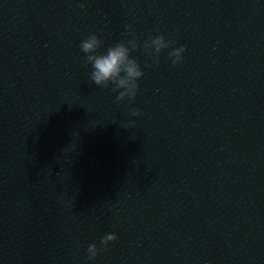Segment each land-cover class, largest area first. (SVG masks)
Listing matches in <instances>:
<instances>
[{
    "label": "clouds",
    "instance_id": "9594fccd",
    "mask_svg": "<svg viewBox=\"0 0 264 264\" xmlns=\"http://www.w3.org/2000/svg\"><path fill=\"white\" fill-rule=\"evenodd\" d=\"M81 9H85L84 3L79 4ZM129 30V34L132 39L126 42H120L107 49L106 53H98L99 48L102 45V41L96 34L88 36L80 43L82 52L86 54L85 63L92 65V72L90 79L95 85L103 88H108L110 84H114L113 91H119L116 97V102L119 103L127 98L130 102L137 95L139 89L138 81L143 77L144 73L140 69L138 61L131 57L130 53L140 47L138 39L135 36L132 25H126ZM173 41L167 39L164 35L151 36L144 42L143 49L146 56L159 63V55L162 50L168 49L172 46ZM186 48L181 46L179 48H173L169 52V56L172 59L173 65L182 62L183 54L186 52ZM151 67V65H148ZM132 116H140L139 109H131ZM118 235L115 232L108 233L101 238L100 245L98 247L96 243H91L87 249V259L95 260L100 252L108 246L112 241L118 239Z\"/></svg>",
    "mask_w": 264,
    "mask_h": 264
}]
</instances>
